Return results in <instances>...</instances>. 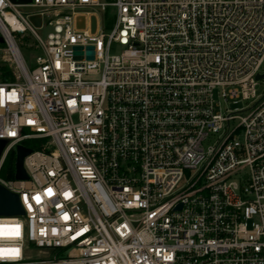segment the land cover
<instances>
[{
	"label": "built area",
	"instance_id": "built-area-1",
	"mask_svg": "<svg viewBox=\"0 0 264 264\" xmlns=\"http://www.w3.org/2000/svg\"><path fill=\"white\" fill-rule=\"evenodd\" d=\"M0 36V169L41 141L0 264H264V0H0Z\"/></svg>",
	"mask_w": 264,
	"mask_h": 264
},
{
	"label": "water",
	"instance_id": "water-1",
	"mask_svg": "<svg viewBox=\"0 0 264 264\" xmlns=\"http://www.w3.org/2000/svg\"><path fill=\"white\" fill-rule=\"evenodd\" d=\"M13 2V1H12ZM31 0H19L14 3H30ZM31 21L37 26H40V18L39 17H33L31 18ZM78 26L80 28L84 27V18L78 19ZM96 29V19L93 18L92 23V31L94 32ZM3 43V38L0 36V44ZM81 48L77 47L75 48V58L81 59L82 58V52ZM94 56V52L91 48H88L87 52V58L92 59ZM264 79V76H258V80ZM8 146L7 140H0V159L2 157V154L5 150V148ZM32 150L28 149L23 146H17L16 148V162H15V181H28L29 177L26 173V170L24 168V160L26 157L32 154ZM24 215V211L20 205L19 202V196L11 191H9L7 188H5L3 185L0 184V216L1 217H14V216H22Z\"/></svg>",
	"mask_w": 264,
	"mask_h": 264
},
{
	"label": "rangeland",
	"instance_id": "rangeland-1",
	"mask_svg": "<svg viewBox=\"0 0 264 264\" xmlns=\"http://www.w3.org/2000/svg\"><path fill=\"white\" fill-rule=\"evenodd\" d=\"M13 2H17L19 0H12ZM103 2H106V1H111V0H102ZM104 16H106V14H104ZM107 17H110V13L107 15ZM103 19V18H102ZM106 24V23H105ZM122 51L121 47L119 46H114L113 49H112V53L113 54H120ZM22 55L23 57L25 58V60L27 61V63L29 64V66L33 67L34 65V61H33V56L31 53H29L27 50L25 49H22ZM257 95L262 98L263 95H264V80H261L259 82V87L257 89ZM244 107V104H239L238 106H232L231 109H235V108H242ZM211 143V142H210ZM26 145L28 146H37V147H40V144H41V141H38V140H34V141H28L27 143H25ZM209 143L206 144V147ZM15 153V158H16V150L13 151ZM3 180L5 181H14L15 180V177H10L9 173L6 172L3 176Z\"/></svg>",
	"mask_w": 264,
	"mask_h": 264
},
{
	"label": "trees",
	"instance_id": "trees-1",
	"mask_svg": "<svg viewBox=\"0 0 264 264\" xmlns=\"http://www.w3.org/2000/svg\"><path fill=\"white\" fill-rule=\"evenodd\" d=\"M26 145V144H25ZM28 149H31V150H40V147H35V146H28ZM15 162H16V158H15V153L13 151H11L5 162L3 163L1 169H0V178L3 179V176L6 172L9 173L10 177H13L15 175Z\"/></svg>",
	"mask_w": 264,
	"mask_h": 264
}]
</instances>
